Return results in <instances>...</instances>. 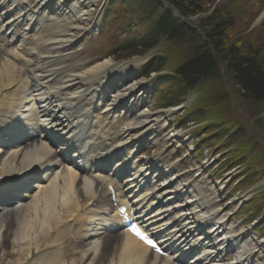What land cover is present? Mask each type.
Wrapping results in <instances>:
<instances>
[{
  "label": "bare ground",
  "instance_id": "obj_1",
  "mask_svg": "<svg viewBox=\"0 0 264 264\" xmlns=\"http://www.w3.org/2000/svg\"><path fill=\"white\" fill-rule=\"evenodd\" d=\"M14 1L12 0L7 7H4L1 16L6 15L7 21H9V18L13 20V23L10 25L14 27V31L17 34L19 30H22L23 25L29 27L30 30L28 31H30V34L24 31L20 36L22 41L25 35H29L30 37L26 39V45H22L26 49L23 55L27 56L31 54L33 56L35 68H33L34 73L32 77L35 79H37V76L44 77L37 84H26L20 89L23 92L19 100L20 105L24 103L27 107H30L29 113L31 115L37 114L41 108L40 112L43 109L50 117L54 116L59 119L62 115L67 116L69 112L65 109L60 110V107L55 104L54 98L50 96H47L48 98L44 97L48 92L46 89L51 87V90L55 91V96L60 99L61 104L66 109H70V99L77 102L88 92L89 94L92 93L94 97H98V101L101 99L100 101L103 102L105 97L103 80H106V74L102 70L104 69L103 65L106 61L84 65L83 61L77 59L71 63H65L67 58L70 57L69 49L72 45L76 44V39H78L77 36L80 32L84 29L90 30V28L82 26L81 23L88 20L91 14L90 7L92 6L91 2L93 0H36L33 5H22V3L13 4ZM38 7L41 10L48 8L51 11L50 16H46L45 18L42 11L38 12ZM14 70L15 65L11 60L7 59L0 62V108L4 105H6L5 107L10 106L9 101L11 97H7V93L1 88L8 85L5 83V79L7 81L13 79L12 74L15 72ZM119 72L117 73L118 78L112 79V83L109 85L110 87H115L114 91L109 95L110 98L105 100L106 103L102 107L107 106L113 108L116 107L115 104L118 101L123 103V100H125L124 104L129 105V109L132 108L129 111L131 113L129 119L117 126L123 140L130 142L132 133L138 132L137 139L139 137L142 139L148 131H161V129L159 130L157 128V125L160 124V128L165 126V122L171 116L173 109L168 107L154 111L151 110L150 103L146 100V96L142 90L144 81L136 80L135 78L129 79L126 72ZM126 78L128 80L123 83V79ZM91 82L95 85V88H90L92 85ZM58 88L65 90L73 89V91L70 92V97H68ZM3 99H6V101L3 102ZM30 101H33V103ZM99 104L100 102L98 103L97 111L101 106ZM167 138H169V134H167ZM37 150L42 152L46 148L39 150L37 147L33 152L27 154H20L14 150L7 153L3 158H0V174L9 171L16 163H20L22 160H28V158L37 153ZM124 155L127 157L126 153ZM142 173L145 172L143 171ZM74 178L75 175L71 171L66 170L63 179L57 185L51 181L49 183L50 185L41 186L40 188L43 189L35 193L32 198L33 200L26 206L32 210V214L26 210L22 211V209H18L14 212L16 221L8 217H6L8 219L5 218L3 220V222L8 223V228H11L9 232L10 240L7 243V245H10V250L7 252L10 255L7 261L8 264H65L63 256L59 251L42 253L40 256L25 260L23 256L28 254L36 240L40 239L41 233L39 231L42 232L41 228L44 224L61 222V218L57 215L55 209L58 208L59 200H61L60 208L64 209L66 207V199L72 195L73 188L77 185L81 186L78 182L75 184ZM144 179L145 177L137 180L133 185V191H135L133 192V201L137 207L141 208L142 212L147 213L146 221L151 223L155 217V219L158 217L157 210L152 209H155V205L153 204L155 203L156 197L158 198L159 196H155L152 193L155 200L150 197L151 187L146 185L143 191L138 193V189L144 186ZM160 181L161 185L166 186L168 184L166 180L162 179ZM59 184L61 185L59 186ZM82 186L86 187L85 185ZM153 190H155V187H153ZM206 203L207 200L203 202L194 201L193 207L190 209L191 211L185 213L187 215L182 219L183 226L173 230L172 228H166L167 232L165 235H169V239L177 240L179 248H175L174 252L175 256L179 258H183L185 252L196 248V253L188 260L189 264H225L222 263L220 251H217L215 255L211 254L214 252V249L219 250L233 235H230L228 228H223L222 224H218L219 219L214 221L217 218L215 210L208 211L203 208L202 205L205 206ZM162 207L164 206L160 208ZM168 207L171 208V204ZM166 210L168 211L169 209L165 208L160 211ZM178 211L179 213L182 212L180 209ZM48 215L49 217L47 218ZM110 219L114 220L115 217L112 216L107 220ZM206 222H212L209 225L214 228H206ZM1 225L2 222H0V234L2 232L5 233ZM51 228L54 229L53 227ZM152 229L156 231L158 228ZM200 231H203V233L199 234ZM218 237L219 239L216 241ZM14 242L15 245L12 244ZM117 246L116 253L111 256L112 258L109 263L106 262L105 264L144 263V259H146L145 253L141 250L139 242L134 238L128 237L120 239ZM126 247L130 251H125ZM247 247L248 245H245V248ZM97 248V246H94V248L87 246L84 251L80 252V259L86 262L85 264H93L98 259L95 256L98 253ZM149 264H154V262L150 261Z\"/></svg>",
  "mask_w": 264,
  "mask_h": 264
},
{
  "label": "rangeland",
  "instance_id": "obj_2",
  "mask_svg": "<svg viewBox=\"0 0 264 264\" xmlns=\"http://www.w3.org/2000/svg\"><path fill=\"white\" fill-rule=\"evenodd\" d=\"M97 4L99 3L97 2ZM263 5L264 0L215 1V11L213 13L215 16L213 18V21L225 18L229 19L231 22V25H227L226 29L223 31V34L221 36V46L223 48L226 47L224 45H230L234 43L238 45L241 51L246 52L252 49L253 47L255 51H259L260 58L264 62V18H261V16L259 15V11ZM203 21H207L206 16L200 15L192 20H189V23L193 26H196L199 22ZM208 22L210 23L211 21ZM221 25L223 27L222 23ZM86 43L87 42H85V44ZM190 46L191 47L188 48L186 44L179 45L171 40H163L156 47L158 48V52L165 57L166 68H168L169 70H173L177 64L185 60L186 57H189L188 54H190L192 51L202 52L204 50L203 40L198 36L195 37L193 43L190 44ZM84 51L85 48L83 50H79V52L76 51L74 52L73 56L82 58V56L85 55ZM227 82H231V79L228 76V73H224V71H222L221 69H217L213 77L198 80V86H204L206 88L202 91L203 95L205 97L208 96L205 99L204 107H207L208 110L211 111L209 115H211L213 113V110L215 111V108H217L222 112L223 117H221V119L229 118L230 120H233L238 123L239 128L237 131H239V135L233 140L237 145H241V143H243V145L252 144L253 149L251 150V154L254 153L253 157L255 158L256 156H258V154H255V152H257L258 150H263L264 152V100L254 102L243 98L241 96L240 90L236 89L235 86H233L232 88L227 87L225 85V83ZM210 92L213 93L215 96L210 97ZM153 100L154 101H151L153 107L155 109L159 108L160 103L158 102L157 96H154ZM202 103L203 101L200 104ZM200 104L197 105V107L200 106ZM188 112V110H184L178 114H174V119H172L173 121L171 122V124L176 125V117L179 118L181 116H184L185 114H188ZM183 122L185 123V126H183V124L181 123V129L187 126V122ZM220 126L221 123H219L217 127H214V130L211 132H217V128H220ZM232 126L233 125H230L229 127H227V129L231 128ZM181 129H178V131ZM175 130H177V128ZM189 134L191 133L188 132L187 136ZM218 135L220 137L215 138H217L218 141L225 142V140H221V133H218ZM153 139L154 142H157V145L158 141L161 142L159 136H156ZM216 145L219 146V144ZM220 151H222V148L220 149ZM263 156L262 158L257 160H253L249 157V160L257 161L258 163H260V165H263ZM238 172L232 171L230 178H232L235 173ZM217 206L221 207V205ZM217 206H214V208H217ZM263 212L264 207H262L259 216ZM233 219L238 220V222L241 223V221L237 217H234ZM5 225H7V227ZM2 228L4 230L6 229L7 231V234H5L4 236L10 235L9 232L11 231V229L8 228V223H4L2 225ZM262 231L264 232V230ZM0 264H7V262L5 260L3 263L0 260Z\"/></svg>",
  "mask_w": 264,
  "mask_h": 264
},
{
  "label": "trees",
  "instance_id": "obj_3",
  "mask_svg": "<svg viewBox=\"0 0 264 264\" xmlns=\"http://www.w3.org/2000/svg\"><path fill=\"white\" fill-rule=\"evenodd\" d=\"M172 4L179 8L183 13H195L204 8L209 0H169ZM155 4V0H153ZM149 3V0H148ZM149 7V6H148ZM148 9L145 13L146 19H152L153 8ZM214 14L208 16V19H213ZM231 25L229 19L221 18L213 21L211 29L218 35L222 32L223 27ZM209 25V23L207 24ZM214 28V29H213ZM178 29L174 21L169 15H164L155 25L156 35L163 33L168 34L175 32ZM211 34V33H209ZM220 41V40H219ZM216 45L219 43L216 42ZM227 65L233 82L239 86L243 94L252 100H264V62L261 60L259 51L252 49L243 52L236 45L231 46L226 51ZM212 61L209 56L194 57L188 62L184 63L178 75L181 77L178 81V90L171 92V96L165 103L174 104L181 99L187 90L188 85L193 81L205 74L212 67Z\"/></svg>",
  "mask_w": 264,
  "mask_h": 264
},
{
  "label": "snow or ice",
  "instance_id": "obj_4",
  "mask_svg": "<svg viewBox=\"0 0 264 264\" xmlns=\"http://www.w3.org/2000/svg\"><path fill=\"white\" fill-rule=\"evenodd\" d=\"M149 243H150V244H153V246H155V245H154V242H152V241H149Z\"/></svg>",
  "mask_w": 264,
  "mask_h": 264
}]
</instances>
